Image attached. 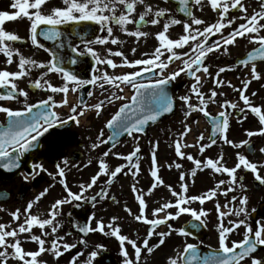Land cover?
<instances>
[{
	"label": "snow or ice",
	"instance_id": "obj_1",
	"mask_svg": "<svg viewBox=\"0 0 264 264\" xmlns=\"http://www.w3.org/2000/svg\"><path fill=\"white\" fill-rule=\"evenodd\" d=\"M174 2L178 5L176 11L184 16L183 20L177 18L170 9L154 5L151 0H60L59 5L54 4L51 7H48L50 0H14L10 7L16 11H0V54L6 58L8 66L18 59L17 71L0 70V101L22 104L20 108L0 104V116L4 117L0 120V169L8 173L18 171L25 183L35 181L45 173L54 181L59 177V183L66 193L51 203L46 218L41 213H34L33 209L49 194V190L55 187L54 184H50L34 199L29 200L23 211L20 208L9 211L0 206V212H7L12 218L11 222H0V264H10V261H15L16 264H48L47 260L42 259L45 254L51 255L59 264L65 253L77 248L78 244L87 245L86 237L92 233H100L118 241L120 255L123 258L122 264H142V253L146 250L147 254L151 255L165 244L166 239L173 232L187 238L193 236V231L206 226L209 211L204 207L197 210L190 205L198 202L203 206L208 201H215L218 247L212 249L209 246L207 254H203L200 244L186 240L183 250L176 249V255L170 256L167 264H264V256L259 255V251L264 249V222H257L255 229L249 222L250 198L246 194L247 187L243 182L245 177L238 176L241 170L251 173L254 180L264 186V174H262L264 162H254L249 158V155L256 151L252 138L264 137V105H256L251 99L258 95L256 91L251 93V97L246 95L253 81L264 80V69L259 67V64H264V0H260V10L254 9L251 15L245 0H174ZM164 3H169V0H164ZM194 7L201 12L205 7H210L217 19L208 22L198 17L195 15ZM233 11L241 15L233 16L231 15ZM24 18L29 22L26 36L22 37L16 32L5 29L6 22ZM238 21L244 22L238 23ZM130 25L134 27L130 29ZM149 25L162 26V30L154 34L158 42L157 46L151 52L142 53L141 58L129 59L123 50L128 41L115 34L116 30L118 29L126 37L135 38L134 43L139 45L142 38L146 42L152 35L149 31L143 30ZM180 25L183 27V34L178 38H172L170 29ZM214 37L216 39H213ZM239 39H247L248 43L255 45L238 60L237 67L243 66L248 70L247 76L241 79L242 87H237L230 80L222 78L223 73L234 71L235 68L218 66L213 73L211 65L206 63L210 58L229 56L230 47L237 46ZM44 41L55 44L56 50L47 47ZM108 45L118 48L114 50ZM23 46H28L34 51L43 50L50 58L44 62L32 56H25L22 51ZM130 51L135 56L138 47H132ZM82 58L91 61L86 69L90 73L89 78H82L75 70L74 66L80 65ZM115 58H119V62ZM122 68L131 71L116 72L117 69ZM108 69L112 72L110 73ZM35 70L41 71L33 80L31 75ZM52 73L60 78L61 85H54L50 79H46ZM182 76L194 82L184 95L177 97L172 94L170 88ZM26 77L29 78V89L52 94L38 102H32L30 91L19 87L18 84V81ZM209 81L213 87L206 94L202 89ZM87 86L99 88L100 95L104 98L95 104L85 103L82 90ZM226 87L239 93V101L243 102L242 107L239 106V101L225 99L221 103L217 100L218 96L227 95L223 91H218ZM126 88L132 90L131 96L122 94ZM70 93H81L78 104H70ZM54 94H62V100L57 102ZM87 96L92 97L93 92L89 91ZM193 98L196 103H193ZM119 101L126 102L120 104L118 110L106 120L104 128L91 144L92 150L99 149L103 145L110 147L98 159V171L91 176L89 182L78 185V192L72 191L67 182V172L70 171V167L66 157L55 164V173L49 171L42 161L33 160L29 164L26 156L44 147L42 138L50 130L66 127L71 122L79 125L80 118L87 111H95L96 116L100 117L106 105L116 104ZM177 101L181 102L180 107L184 110L182 130L171 145L178 160L169 163L167 167L169 170L172 168L181 170L184 165L179 161L184 160L191 162L193 167L190 172H180V191L177 192L172 185H166L159 174L157 155L159 141H149L150 175L153 183L150 189L144 192L137 187L139 184L137 178L141 174V148L135 134H144L150 123H157L165 115L174 113ZM212 104L219 105L221 109L217 115L209 111V106ZM64 106L70 107V115L67 118H62L55 110ZM194 113L202 114L212 124L207 143L203 132L198 135L194 143H189L186 139L193 131L188 118ZM233 113L240 124L248 119L249 113L253 114L258 118L259 129H246L247 139L239 142L230 139L229 130ZM194 123L199 124V120ZM104 129L109 130L106 137ZM125 135L135 140L136 147L127 155L114 152L113 149L120 143V138ZM219 141L233 149L246 148L249 155L237 151L235 166L228 167L223 152L216 159L205 157L201 160L184 151L187 148H196L199 155L204 156L206 150L217 145ZM259 152L264 153V147L259 148ZM110 154L126 163L112 169L106 159ZM91 164L92 160L89 159L84 167ZM25 166L30 169L28 172L22 170ZM72 167L79 166L72 165ZM125 169L128 171L126 172ZM206 169L214 174H226L228 179L218 180L214 187L202 194L189 196L190 185L186 178L190 176L191 183H194L197 173ZM129 173L135 180L131 188L139 212L134 213L127 205L124 206V211L135 222L147 226L148 230L142 238V243L138 242V233L135 234L138 239H132L122 233V226L118 223L120 217L112 216L106 223L104 218H98L95 212L89 214L84 224L71 220L72 228L82 234V238L79 239L78 244L68 243L66 236L73 235V232L60 234L65 225V221L60 219L64 216V206L81 208L84 204H90L93 209L96 208L98 201L109 199L111 186L116 179L121 174ZM101 177L107 179L99 186V191L91 196L86 195L98 185ZM159 186L167 187L175 199L152 209L150 217L146 196H151ZM237 191L241 193L239 196L232 195L231 199H227L230 193ZM219 196L225 197L227 202L221 205ZM6 199L7 195L0 193V200ZM111 200L113 203H118L115 196H112ZM172 209L175 211H170ZM251 212L255 213L256 209L252 208ZM185 214L194 222L190 223L188 228L176 229L170 221L178 220ZM67 216L71 218L72 213H67ZM233 216L237 219H227ZM160 226H166L168 230L158 231ZM241 227L244 228L243 238L231 240L232 234ZM34 229H39V234H36ZM154 236L158 237V242L150 246ZM24 243H34L38 247L36 250H26L23 247ZM128 245L134 250V259L128 251ZM102 249L106 250L104 245H96L84 264H94ZM82 255L84 253L79 252L72 256L68 264H78Z\"/></svg>",
	"mask_w": 264,
	"mask_h": 264
},
{
	"label": "flooded vegetation",
	"instance_id": "obj_2",
	"mask_svg": "<svg viewBox=\"0 0 264 264\" xmlns=\"http://www.w3.org/2000/svg\"><path fill=\"white\" fill-rule=\"evenodd\" d=\"M160 3H153L154 5L158 7H164L168 8L172 11L174 15H176L179 19H184V16L182 14H179L176 10L178 5L176 3H172L169 1V3L165 4L164 0H158ZM12 3H0V11H9L14 12L15 9H12L10 7ZM60 3H55V5H59ZM62 6V5H61ZM48 7H51L48 5ZM195 15H197L200 18L205 19L208 22H212L215 19L212 18V10L210 7H205L204 10L201 12L196 7H194ZM20 19L14 22H6L4 27L6 25L11 24H19ZM153 26L149 25L145 27L143 30L146 29H152ZM158 30H162V26H156ZM20 28H14L12 31L16 33L19 32ZM158 32V31H157ZM120 34L119 30H116L115 34ZM183 34V27L180 26H174L172 29H170V35L172 38H178L179 35ZM27 35V30L23 34V36ZM22 36V37H23ZM122 38L128 41V43L125 45V47H129L134 43V40L132 37L126 38L123 34L121 35ZM216 39V37H214ZM213 38V39H214ZM240 42L244 43V39H239ZM17 47H20L16 45ZM98 50H99V46ZM108 47H112L114 50L118 48V46L108 45ZM255 45H251L249 49L245 50L244 46H241L243 53L241 56H245L248 51H250L252 48H254ZM22 49L26 50L27 53L30 54H36V53H42L45 57V61H47L50 57L48 54L42 50H32L28 46L22 47ZM125 53L129 56V59H136L138 56H141L139 52L136 53L135 56L131 54V52ZM103 54V53H102ZM117 62H119V58H115ZM216 60L222 59V57L219 58H210L206 61L207 64L211 65L210 60ZM224 61L228 65L229 63H233L232 59L224 57ZM91 64L90 59H84V61L78 65L81 67V71H79V74L82 78H89L90 73L89 72H82L83 70H86L88 66ZM217 62L215 63V65ZM78 66H74L75 70H78ZM175 65L172 66L174 68ZM259 67L264 69V64H259ZM172 68L169 69V71L172 70ZM242 71L238 74L237 78V87H242L241 85V79L245 78L248 74V70L245 69L243 66L239 67ZM109 72H112L111 69H108ZM118 70V69H117ZM116 70V71H117ZM131 71V69H129ZM224 79H228L229 74L228 71L222 75ZM35 77H33V80ZM46 79H50L51 82L54 85H61L62 81L60 78L55 74L52 73L50 76ZM188 77L182 76L181 78H178V81L175 82L176 84L179 82L187 81ZM194 81L191 80L188 82L186 89L189 88V86ZM28 83L25 86L26 90L30 91L31 101L32 102H38L40 99L47 98L48 95H51L50 92H44L40 90L35 89H29ZM213 87L211 81H209L204 88L209 89ZM228 88H223V90H227ZM220 90V89H219ZM253 91H256L258 93L257 96L251 97V93ZM182 92L174 94V96H180L183 95ZM57 98L59 94H54ZM246 95H249L251 99L253 100L254 104L256 105H264V80L262 81H253V83L249 86L248 91ZM231 97L233 101H237L236 98L239 100V93L231 91ZM235 99V100H234ZM180 102V101H178ZM240 102V101H239ZM16 108L22 107V104H17L15 102H12ZM181 103V102H180ZM243 106V102L241 101V107ZM249 115L256 119L258 121V118L255 117L253 114ZM65 118V117H62ZM1 118V120H3ZM174 119L166 122L165 124H169ZM163 124V125H165ZM163 125L155 127L151 133L147 136L142 135H136V138L139 140V146L141 148V174L137 178L139 180V184L137 185L138 188H140L142 191L147 192L152 183V177L150 175V166H151V145L148 143L149 141H159V150H158V164L160 166V175L165 181V184L172 185L173 188L179 192L180 191V172L181 171H188L192 169L193 165L189 161H179L183 163L184 168L181 170H176L175 168H172L169 170L167 165L174 160H178L177 157H175L174 149L171 146L173 143L171 140H168L165 138V136L171 135L173 130L169 128L168 131L167 128H163ZM101 129H94L93 127L89 129H82L75 126L74 123L70 124V126H66L63 128L58 129L57 131H51L49 134H47L48 138H53L55 136H60L61 133L65 132V135L67 137L66 145H63L54 154H51L50 157L45 155V152L49 149V145L45 141V139L42 140V143L44 145L43 148H38L33 153H30L26 156V159H28L29 164L33 160L42 161L46 168H48L49 171L55 173V164L57 162H60L62 158L66 157L69 160V167L70 171L67 172V182L69 186L71 187L72 191L78 192L79 187L78 185L80 183L89 182L91 176H93L98 171V159L102 155L104 151H106L108 148H106L105 145H103L101 148L92 150L91 144L95 142L97 135L99 134ZM105 131V129H104ZM107 136L105 131V137ZM130 141L128 145L127 151L125 153L120 152V148L123 146L124 142L117 146L115 149H113L114 152H118L124 155H127L131 153L134 148L136 147L135 140L130 137L126 142ZM166 142V143H165ZM257 142V141H256ZM164 150L168 152L167 155H165ZM184 151L188 152L187 149H184ZM189 153V152H188ZM62 154V155H61ZM92 160V164L88 167H84L85 164H87L88 160ZM107 161L112 169H114L116 166H119L121 164H125L126 161L122 159H117L113 155H109L107 158ZM72 165H78L79 167H72ZM24 172H28L30 169L25 166L22 169ZM127 172L128 169H125ZM209 170H204L202 172L197 173V176L195 177V182L191 183V177H187L186 179L189 180V192L188 195H199L205 192L206 190L214 187L215 183L220 180L224 179L227 180V176H216L212 177L210 174H208ZM199 174V175H198ZM245 177L244 184L247 187L246 193H255L258 195H261V199L257 201V203L253 204L251 201L248 204V209L251 211L252 208L256 209V213L252 215L251 212V221L253 224V228L255 229L257 222H264V186L260 190L255 189V180L254 177L251 176V173H246L245 175H242ZM107 177H101V180L98 181V185L90 190L89 193L86 195H94L97 191H99V186L103 184L106 181ZM135 183V180L133 179L132 175L129 173L128 175L121 174L116 181L111 186L110 192H109V199L108 200H100L97 203L96 208H92L90 204H84L81 208H75L72 205H65L64 206V216L60 219L65 221L64 228L61 229L60 234L64 235L68 231H72L73 235L66 236V241L68 243H77L79 239L82 238V234L75 231V229L72 228L71 220H76L80 224H84L87 222L89 214L91 212H95L96 216L98 218L103 217L105 222L107 223L109 219L112 216H118L120 217V220L118 223L122 226V233L129 235L132 239H138L136 233L139 234L138 242L142 243V238L145 237L147 232V226L137 223L133 220L131 216L128 215L127 212L124 211V206L127 205L132 209L134 213L139 212L138 209V203L136 202L134 198V193L132 191V184ZM50 184H54L55 187L51 188L49 190V194L44 197L36 206H34V213H41L43 214L44 218H46L47 211L51 205L55 201V199L61 198L63 195H66V193L63 190L62 185L59 183V177L54 181L51 177H49L46 173L41 174L40 177H38L35 181L25 183L23 178L19 175V172H13L8 173L2 169H0V193H5L7 195L6 200H0V206L3 208L14 211L16 208H20L22 211L26 207V204L29 200L34 199L35 196L39 194L40 191H42L44 188L48 187ZM226 187V185H225ZM235 195V194H233ZM115 196L118 203H113L111 200V197ZM232 196V195H231ZM250 198V197H249ZM175 198L172 197L171 192L169 189L165 186H159L151 196H146L147 203L149 204L148 214L151 217V210L159 207L160 204L169 201L174 200ZM219 202L221 205L227 202V199L223 196L218 197ZM238 205V201H237ZM192 208L199 210L201 207H204L207 211H209L210 215L206 220V226H201L200 229L203 232V236H198L200 234H195L190 237H181L176 232H173V234L166 239V242L164 245H162L159 249H156L151 255H148L146 250L142 253V264H167V260L170 256L176 255V249L183 250V246L185 241L190 243H196L201 245V252L209 250V246H211L212 249H215L218 247V243L214 244L213 240L216 238L218 240V234L216 231V226L218 224V218H217V212L215 208V201H208L203 206H201L198 202H194L190 205ZM263 206V210H261V213L258 214L260 211V208ZM226 210V209H223ZM170 211H175V209H172ZM71 212L72 217L69 218L67 216V213ZM163 215V214H161ZM12 218L10 215L7 214V212H0V222H11ZM192 221V218L185 214L182 215L178 220L170 221L171 224L176 229L184 228L186 224ZM15 226V224H13ZM93 226H95V222L93 221ZM166 226H160L158 231H167ZM36 234H39V229H34ZM27 234H25L26 236ZM195 237V238H193ZM203 237V238H198ZM23 239V237H22ZM88 244L87 245H79L77 248H74L69 253H65V256L62 257L59 261V264H68L70 258L74 255H76L79 252H83L84 255L79 257L78 264H84V261L88 258L91 251L95 249L96 245H104L106 250H100V254L97 257V259L94 261V264H122V257L120 255V249H119V243L115 240L113 237H105L100 233H92L89 234L86 237ZM158 242V237H153V239L150 241V246L155 245ZM23 247L26 250H36L37 245L34 243H24ZM128 251L130 255L134 259V250L131 248L130 245L127 246ZM264 250L259 254L263 255ZM42 259L47 260L48 264H57V262L53 259V257L49 254H45ZM10 264H16L15 261H10Z\"/></svg>",
	"mask_w": 264,
	"mask_h": 264
},
{
	"label": "rangeland",
	"instance_id": "obj_3",
	"mask_svg": "<svg viewBox=\"0 0 264 264\" xmlns=\"http://www.w3.org/2000/svg\"><path fill=\"white\" fill-rule=\"evenodd\" d=\"M13 2H14V0H0V3H13ZM151 2L152 3H160L158 0H151ZM55 3H60V0H50L49 5L52 6ZM245 3L249 6L248 7L249 15L252 14V12H253L254 9L255 10H260L259 9V4H257V3H251L248 0H245ZM231 15H233V16H239L241 14L237 12L235 14H232L231 13ZM212 18L217 19L216 15L213 13V11H212ZM28 26H29V22L27 21L26 18H24V19H20L18 25H16V24L6 25L5 29L8 30V31H12L14 28H20L19 35L23 36V34L27 30ZM133 27L134 26H132V25L129 26L130 29H132ZM145 31H149L150 33H152V35H150L147 38L146 42H145L144 38H142L139 45H136L135 43H133L129 47H125L124 46L123 50L126 51L127 53H129V52H131L130 49L132 47H138V51L137 52H139L140 55L142 53H144V52H151V51H153L154 48L157 46V43H158L156 41V39H155L154 34L157 31H159V30H158V28L154 27L152 29H146ZM117 35H120L121 36L122 33H120V34L118 33ZM126 38H128V37H126ZM122 39H124V38H122ZM134 39L135 38H133V40ZM241 46H245V49H248L250 47V45L247 43V41H244V43L243 42H239L237 44V46H231L230 47V55L227 56V58H235V57H238L239 55H242ZM22 51H23V53H24L25 56H32L33 58H35V59H37L39 61L46 62L45 61V57H44V55L42 53L30 54V53H27L26 50H24V49H22ZM138 58H141V56H138ZM223 58L224 57H222V59H219L218 61H216L214 59L213 60H210V63L212 64L211 71L213 73L216 72L218 66H230V64L226 65L227 63L224 61ZM216 62H217V64L215 65ZM17 64H18V59L11 66H8L6 64V58L2 54H0V70L7 69L9 71L15 72V71L18 70ZM40 71L41 70H35V71H33L32 75H31V79H33V77L37 78V76H38V74H39ZM228 72H229V77H228L227 80H230L232 82V84L236 85L237 80H238L237 76H238V73L240 71H238L237 69H235L234 71H228ZM222 78H224V77H222ZM28 81H29V78L28 77L24 78L21 81H18L19 87L25 89V86L28 83ZM209 89L203 88L202 91H204L206 94H208L209 93ZM187 91H188V89L185 92H183L182 94L184 95ZM219 91H223L227 95L231 92V90H229V88L227 90L221 89ZM226 96H218L217 97V100H221V102H223L225 99H227ZM193 103H196L195 98H193ZM0 104H4L5 106H7L3 101H0ZM8 106L9 107L16 108V106L15 105H12V104L11 105L8 104ZM217 109H220L219 105L212 104V105L209 106V111L210 112L213 111V110H217ZM195 115H198L200 118L202 117V114H200V113H194L192 117L194 118ZM109 116L110 115H108L105 119H108ZM183 119H184V110H183V108H181V113H179L177 115V117L174 118L173 121H171L169 124L163 125V128H165V129L167 128L168 131L173 130L172 134L171 135H168L167 134L165 136V138H167L168 140H171L172 142L176 139L177 134L179 133V131L182 130L181 121ZM104 121H105L104 119H96L95 122H94V124H93V128L94 129L95 128L96 129H102V128H104V126H103L104 125L103 124ZM188 123H190L192 125V127H195L196 126V128H197V124L194 123L193 120H189V118H188ZM259 127H260L259 122L256 119L252 118L249 114H248V119L246 121H244L243 124L238 123L237 122V119L233 117L231 119V127H230V130H229V138L232 139V140H234V141H236V142H239V141H241L243 139H247V137L245 135V130L246 129L247 130H258ZM169 128H171V130H169ZM201 132L202 131L199 130V128H197L195 130L196 135L193 136L192 138L197 139V137H198L197 135L199 133H201ZM203 133L205 134V143H207V140H206L207 139L206 138L207 130L203 131ZM253 140L258 141V144H257L258 152H257V154L255 156H249V158L251 160H253L254 162H264V153H260L259 152V148L264 147V137L256 136V137H253L252 138V141ZM129 143H131V142L130 141L125 142L123 144V146L120 148V152L125 153V151H127V149H128ZM237 151H240L241 153L247 155L245 153V149H239V150L233 149L231 146L223 144L222 141H219L217 143V145H214L212 148L206 150V152L204 153V156H200L199 155L198 149H196V148L194 150L192 149L193 154L197 158H199L201 160H203L205 157H212L213 159H216V158H218L219 154L221 152H223L225 154V160H226V164H227L228 167L235 166V163L237 162L236 161V152ZM164 153H165V155L168 154V152L165 151V150H164ZM243 173H244V171L241 170L238 173V176L243 175ZM208 174H210L212 177H216V176H226V174L225 175L214 174V173H212L211 170H209ZM262 174H264V171H262ZM251 176L253 177L252 174H251ZM233 194L239 196L241 193L239 191H237L236 193H230L229 194V198ZM246 194L250 197V201L253 204L257 203V201L261 199V195L255 194L253 192L246 193ZM249 212L251 213V211H249ZM227 219H237V218L233 216V217H229ZM227 219L225 220L226 226H227ZM249 222L252 223L251 220ZM243 233H244V228L241 227L240 229L237 230L236 233L232 234V236L230 237V239L231 240H241L243 238ZM213 243L214 244H217L218 243V240L215 238L213 240ZM260 256H264V254L263 255H260Z\"/></svg>",
	"mask_w": 264,
	"mask_h": 264
},
{
	"label": "water",
	"instance_id": "obj_4",
	"mask_svg": "<svg viewBox=\"0 0 264 264\" xmlns=\"http://www.w3.org/2000/svg\"><path fill=\"white\" fill-rule=\"evenodd\" d=\"M172 1H174V0H172ZM44 43H45V45H46L47 47L51 48L52 50H54V51L56 50V46H55V44H53L52 42L44 41ZM77 43H79V41H77ZM237 64H238V62H237ZM173 88H174V87L171 86V88H170V91H171V92L173 91ZM181 88H182V86H178V87H176V91L180 90ZM87 91H88V89H86L85 91H83L84 100H85V98H86V92H87ZM176 111H177V108H176V110L174 111V113L165 115V116L162 117V118L160 119V121H158L157 123H154V124L150 123V124L146 127V131H145V133H147L148 130H149L152 126L157 125V124H160V123H162L163 121H165V120L171 118V117L176 113ZM127 137H128L127 135L121 137V138H120V142H121L123 139L127 138ZM48 143H49V141H48ZM51 144H55V143L52 142ZM108 146L110 147V145H108ZM255 152H256V151H255ZM255 152L252 153V154H250V155H254ZM247 153H248V151H247ZM248 154H249V153H248ZM188 227H189V226H187L186 228H188ZM193 234H194V233H193Z\"/></svg>",
	"mask_w": 264,
	"mask_h": 264
}]
</instances>
